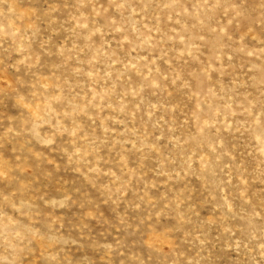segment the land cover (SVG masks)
<instances>
[{"label": "rangeland", "instance_id": "374dc122", "mask_svg": "<svg viewBox=\"0 0 264 264\" xmlns=\"http://www.w3.org/2000/svg\"><path fill=\"white\" fill-rule=\"evenodd\" d=\"M0 264H264V0H0Z\"/></svg>", "mask_w": 264, "mask_h": 264}]
</instances>
